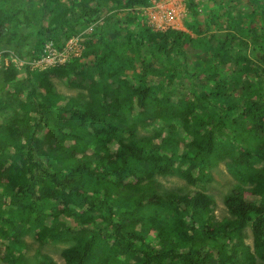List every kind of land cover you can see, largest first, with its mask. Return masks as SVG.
I'll return each mask as SVG.
<instances>
[{
  "label": "trees",
  "instance_id": "obj_1",
  "mask_svg": "<svg viewBox=\"0 0 264 264\" xmlns=\"http://www.w3.org/2000/svg\"><path fill=\"white\" fill-rule=\"evenodd\" d=\"M199 2L187 30H153L136 18L149 0H0V50L24 61L0 77L5 264H264V0ZM72 35L80 56L32 67ZM225 160L253 196L230 190L218 224L204 191Z\"/></svg>",
  "mask_w": 264,
  "mask_h": 264
},
{
  "label": "clouds",
  "instance_id": "obj_2",
  "mask_svg": "<svg viewBox=\"0 0 264 264\" xmlns=\"http://www.w3.org/2000/svg\"><path fill=\"white\" fill-rule=\"evenodd\" d=\"M183 2H184L183 5H182V13H184L183 17H181L178 22H177V19L175 20L174 27L169 26L167 28H175V29L187 30L184 27V23H183L184 18H185V12H186L185 0ZM149 6H151V4ZM149 6L148 5L147 6L141 5L139 7V11H141V13L147 15L148 12L146 13V12H143V11H144V9L149 8ZM150 8H149V11L151 10ZM99 22H100V20L92 22V25L88 27L87 31L85 29L82 32V34L84 36H86V32H88L89 30H94V28L96 27V25ZM143 24H146L147 26H149L153 30H165V29H167V28H165V29H159V28L157 29V28H155L154 26H152L149 23V19H148L147 23H143ZM82 41H83V37H81V35H72L69 38H67L61 45H58L53 39H50V40L44 42L43 48H42V52L39 55L40 59H37L34 62L32 67L41 68V69L45 70V69H48V68H50L52 66H57L59 64H63V63L69 62L71 59L81 55V53H82V51L84 49V44L82 43ZM15 49H16V47L14 49H12V48H7V47H3L2 46V49L0 50V71H3L11 62V63H14V65L16 66L17 71H18V75L23 73V72H19V71H20V67L23 65L24 61L21 59V57H19L17 55L18 52H17V54L14 53ZM52 79H54V77H52ZM1 85H0V87H1ZM8 87H9V85H5V89H8ZM72 89H74V88H72ZM227 161L228 160L219 162L218 165L215 166L214 168H212V170L210 172V175H212V177H213L214 170L217 169L220 164H223L225 173L229 174L233 178L234 183L232 184L231 188L227 189V191L225 193H223V196H225L230 190L235 189L237 187V188L242 190V194H243V196L245 198L252 197L253 195L250 194L248 192V190L253 188V182L248 181V175L247 174H241L240 175L237 172H234V174H233L226 166V162ZM180 179H182V178H180ZM214 181H215V179L213 177V180L207 184L205 190H207L209 186H212L211 183H213ZM204 192L206 194H209L206 191H204ZM211 196L213 198V195H211ZM7 202H8V199L4 198V202H3V206L4 207H5V205H7ZM221 202H222L223 214L219 215V218H216L214 213H213V207L215 205L214 199H213V201L210 204H208V207L211 208V210H212L211 213L214 215V217L216 219V222L218 224L222 223L224 221V219L230 217L228 209H227V207L224 204V198H223V201H221ZM250 232H251L250 224H248L244 228V241H245V243H246L245 245L247 247H248L249 244H248V242L246 240L248 239ZM251 238H252V246L249 245L250 249L255 247L254 242H253V234H252V232H251ZM0 262L2 264H5L1 258H0Z\"/></svg>",
  "mask_w": 264,
  "mask_h": 264
},
{
  "label": "rangeland",
  "instance_id": "obj_3",
  "mask_svg": "<svg viewBox=\"0 0 264 264\" xmlns=\"http://www.w3.org/2000/svg\"><path fill=\"white\" fill-rule=\"evenodd\" d=\"M196 2H199L198 0H195ZM200 3V2H199ZM201 5V3H200ZM181 7V6H180ZM186 7V5H185ZM136 18L139 19L140 22L143 23H147L148 22V15L143 14L141 12L136 13ZM181 17H183L184 13H180ZM187 15V8H186V12H185V17ZM178 22V20H177ZM3 71H0V77L2 76ZM56 89L59 92L65 93V94H69V95H75L77 93L76 89H69L67 88L61 81H59L58 79L54 78L52 79ZM213 177L215 179V181L213 183H211L212 186H209L207 190H205L207 193H209L210 195H213V199L215 201V205L213 207V213L215 215L216 218H219V215L223 214V208H222V202L223 201V193H225L227 191V189L231 188L232 184L234 183L233 178L225 173L224 171V165L220 164L219 167L217 169L214 170L213 172ZM159 180L161 181V184L163 185V187L166 188H177V187H188L190 190L193 189V186H190L188 184H186V182L183 179H180L178 177H174V176H161L159 177ZM26 239L28 240V244L31 243V246L29 244L28 250L26 253V255L24 256L26 261L28 262L34 253L33 248H35L37 246V243L34 242L30 236H27ZM248 242V244L250 246H252V238H251V232L249 233V237L246 240ZM63 247V243H56V244H47L44 247H42L41 252L42 253H46L48 255H50L55 261H57L58 263H63L64 260L60 255V248ZM0 264H2L0 262Z\"/></svg>",
  "mask_w": 264,
  "mask_h": 264
},
{
  "label": "built area",
  "instance_id": "obj_4",
  "mask_svg": "<svg viewBox=\"0 0 264 264\" xmlns=\"http://www.w3.org/2000/svg\"><path fill=\"white\" fill-rule=\"evenodd\" d=\"M152 9H144L148 12L149 23L155 28L165 29L169 26L174 27V22L181 18L182 5L184 0H149ZM181 6V7H180Z\"/></svg>",
  "mask_w": 264,
  "mask_h": 264
},
{
  "label": "crops",
  "instance_id": "obj_5",
  "mask_svg": "<svg viewBox=\"0 0 264 264\" xmlns=\"http://www.w3.org/2000/svg\"><path fill=\"white\" fill-rule=\"evenodd\" d=\"M150 9H152V8H150Z\"/></svg>",
  "mask_w": 264,
  "mask_h": 264
}]
</instances>
